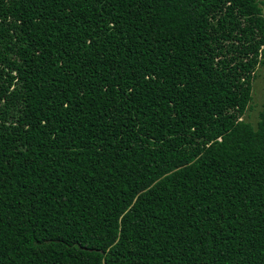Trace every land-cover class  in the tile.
I'll use <instances>...</instances> for the list:
<instances>
[{"label":"trees","instance_id":"1","mask_svg":"<svg viewBox=\"0 0 264 264\" xmlns=\"http://www.w3.org/2000/svg\"><path fill=\"white\" fill-rule=\"evenodd\" d=\"M258 0H0V264H264Z\"/></svg>","mask_w":264,"mask_h":264},{"label":"rangeland","instance_id":"2","mask_svg":"<svg viewBox=\"0 0 264 264\" xmlns=\"http://www.w3.org/2000/svg\"><path fill=\"white\" fill-rule=\"evenodd\" d=\"M260 7L264 11V0H258ZM252 99L249 103V107L243 116L245 122L250 123L253 127H256L258 122V116L262 109L264 101V66H259L256 70L255 78L252 83Z\"/></svg>","mask_w":264,"mask_h":264}]
</instances>
